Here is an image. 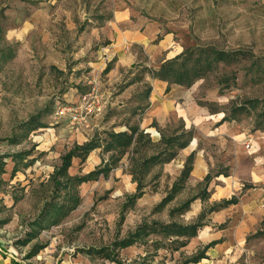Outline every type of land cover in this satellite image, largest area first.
I'll list each match as a JSON object with an SVG mask.
<instances>
[{
	"label": "rangeland",
	"instance_id": "374dc122",
	"mask_svg": "<svg viewBox=\"0 0 264 264\" xmlns=\"http://www.w3.org/2000/svg\"><path fill=\"white\" fill-rule=\"evenodd\" d=\"M131 1L144 15L173 31L182 51L193 46L247 51V56L232 62L213 60L212 68L194 79L193 86L198 85L197 100L210 111L223 110L237 129L260 137L264 129V0ZM113 8V0H0L2 264H181L192 256L184 250L175 260L179 243L171 242L162 231L143 233L127 248L118 243L133 238L131 232L145 221L149 225L154 220L162 222L171 212L178 218L172 208L196 194L204 196L205 181L177 189L165 207H156L169 191L159 164L143 177L146 194L126 208L124 203L136 186L125 177L75 182L69 192L53 193L51 175L61 164V155L78 141L102 145L114 127L138 125L147 107L150 69H159L163 60L143 53L118 66L113 58L107 66L119 72L113 78L106 73L97 53L105 41L93 39V26L111 17ZM187 62L186 67H192L195 59ZM136 82L131 96H118ZM74 115L79 118L74 120ZM175 125L179 123L166 129ZM249 135L241 138L243 145ZM204 145L215 158L212 173L228 171L226 162L216 161L221 159L219 143L205 140ZM154 150L146 146L142 151L148 155ZM101 153L105 158L111 155L103 148ZM123 161L129 163L127 157ZM69 172L82 175L83 171L75 162ZM74 193L81 196L78 202ZM210 205L205 203V212ZM122 210L136 214L128 226L120 227ZM228 253L230 257L219 264H263L264 235H249L241 249Z\"/></svg>",
	"mask_w": 264,
	"mask_h": 264
},
{
	"label": "crops",
	"instance_id": "0c3cea01",
	"mask_svg": "<svg viewBox=\"0 0 264 264\" xmlns=\"http://www.w3.org/2000/svg\"><path fill=\"white\" fill-rule=\"evenodd\" d=\"M113 3L112 16L93 26V39L105 41V44L98 48L97 53L103 65L106 66L104 70L108 75H112V78L119 72L118 68L112 70L110 65L107 66L113 58H117L118 66H121L130 62L135 56L145 53L151 59L163 57L162 65L183 52L182 45L175 44L174 32L165 29L160 21L144 15L135 1L113 0ZM157 70L150 69L153 77H148L150 81L147 107L142 113V120L138 125H120L117 128L114 127L112 131V133L131 134L132 129L138 128V132L134 134L135 138L138 133H142L144 138L137 141L134 138L132 144L124 148L109 137L102 145L97 143L98 146L89 152L84 161L80 157L72 159V164L78 162L79 167L82 168L83 172H80L82 175H76V173L72 175L69 172L72 165L68 172L71 176L87 177L93 171L104 170L96 177L91 176L78 182V185L102 179L124 180L125 177L136 187L135 192L128 196L123 208L128 206L127 203L135 205L137 200L146 194V183L144 184L143 177L157 164L161 165L164 177L168 179L169 191L163 194L156 207H165L175 198L177 189L184 185L197 186L205 181L208 186L204 196L196 194L179 206L173 207L171 211L178 212V218L170 211L168 218L162 222L154 220L151 225L148 221L143 222L131 232L133 243L129 246L135 243L134 238L143 233L162 231L171 242L179 243L174 250L175 260L181 257L184 250L187 254L194 256L211 244L206 249V257L188 264H219L223 259L230 257L228 252L235 253V250L241 249L249 235H264V131H259L261 135L258 137L256 132L250 136L246 130L237 129L223 110L210 111L206 104L197 100L195 89L198 85L193 86L194 82L187 86L165 80L154 75ZM137 85L138 82L128 84L118 96H131ZM224 117L226 119H223ZM176 123L179 125H175L171 130L166 129L167 126ZM248 135L251 138L247 144L243 145L240 140ZM183 136L188 138L183 140ZM205 140L219 143L222 147L214 146L220 148L218 156H221V159L217 158L216 161L226 162L228 171L217 170L212 173V168L216 164L215 158L210 148L204 145ZM90 141H78L76 145H83ZM110 143H112L111 147L108 146ZM146 146L156 150L147 155L142 151ZM74 147L75 145L70 149ZM101 148L111 152V155L105 158ZM139 152L141 157H137ZM153 155H159V157L145 164V159ZM124 157L129 159V163L123 161ZM186 165L190 167V170L182 180L181 176ZM139 184L142 187V194L131 199L138 192ZM169 194L171 198L160 205ZM77 196L80 200L81 196L79 194ZM233 198L234 202L220 206L224 201ZM187 201L190 203L183 207ZM206 202L211 204L208 212L204 211ZM215 205H218V208L212 210ZM121 213L118 222L120 227L128 226L127 222L136 214H125V211ZM124 215H127L126 223ZM170 223L196 224L198 225L197 234L169 235V229L161 225ZM144 226L146 227L140 230ZM138 232L140 235L135 236ZM192 256L186 258L181 264ZM1 260L0 264H2Z\"/></svg>",
	"mask_w": 264,
	"mask_h": 264
},
{
	"label": "trees",
	"instance_id": "16d2710c",
	"mask_svg": "<svg viewBox=\"0 0 264 264\" xmlns=\"http://www.w3.org/2000/svg\"><path fill=\"white\" fill-rule=\"evenodd\" d=\"M205 54V57H204ZM247 51L242 50H234V51H226V50H216L210 47H200V46H193L187 48L185 51H183L181 54L177 55L176 57L169 59L165 61L161 67L154 72V75L156 77L165 79V80H171L175 83H179L182 85H191L194 81V79H200L204 76L207 70L212 68L213 60L219 61L224 60L227 62H232L235 59H237L240 55H246ZM195 59L194 65L192 67H186L187 61ZM178 65V66H177ZM236 80V79H235ZM223 88V87H222ZM221 88V89H222ZM223 119H226L224 117ZM261 129V128H259ZM264 131V129H262ZM138 132V128L132 129L131 134L127 133H110V137L113 140H116V143L118 145H121L124 148H128L135 136L134 134ZM144 135L142 133H138L137 137L135 138L136 141L144 138ZM185 144H183L184 146ZM98 145L93 140L85 143L83 145H75L74 148L70 149L66 153H64L61 156V164L56 167L54 173L51 175V181L53 184V193L60 194L62 190H67L65 193L69 192V188H71V183L75 182H82L83 180H86L88 177L91 176H98L101 172H104V170L100 169L97 171H93L90 173L89 176L79 177V176H71L68 172L69 167L72 165V159L74 157H80L82 161H84L89 154L91 150L96 148ZM109 147L112 146V143L108 144ZM159 157V155H153L149 157L148 159H145V164L149 161L156 159ZM190 170V167L186 165V167L183 170L181 179L183 180L188 172ZM141 184L138 185V192L132 196L131 199H135L138 196H140L141 193ZM76 198V201H79V197L76 193H74V197ZM171 198V194H169L160 205L164 204ZM235 199H230L224 201L220 206H224L226 204L234 202ZM190 203V201H187L183 207L187 206ZM75 206V205H74ZM182 207V208H183ZM218 205H215L212 207V210L217 209ZM155 225L159 223H154ZM163 228L169 229V235H188L193 236L197 234V226L198 225H181L177 223H170L169 225L162 224ZM146 226L141 227L140 230H143ZM168 231V230H166ZM140 233L138 232L135 236H139ZM133 243V239L130 237L128 239H124L120 241L118 244L123 246H129ZM182 244H184L182 242ZM211 244L207 245L204 250L198 251L194 256H192L190 259L185 261L183 264H188L189 262H198L200 259L206 257V249L209 248ZM35 253H31L29 256H33Z\"/></svg>",
	"mask_w": 264,
	"mask_h": 264
},
{
	"label": "built area",
	"instance_id": "2783aa9c",
	"mask_svg": "<svg viewBox=\"0 0 264 264\" xmlns=\"http://www.w3.org/2000/svg\"><path fill=\"white\" fill-rule=\"evenodd\" d=\"M72 117H73L74 120H77V119L79 118L78 115H74V116H72ZM248 146H249V145H248Z\"/></svg>",
	"mask_w": 264,
	"mask_h": 264
}]
</instances>
